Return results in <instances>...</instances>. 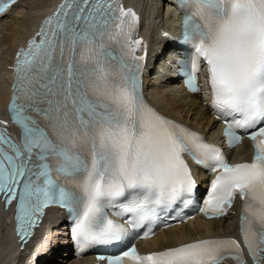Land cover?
I'll return each mask as SVG.
<instances>
[{
	"label": "snow or ice",
	"instance_id": "1",
	"mask_svg": "<svg viewBox=\"0 0 264 264\" xmlns=\"http://www.w3.org/2000/svg\"><path fill=\"white\" fill-rule=\"evenodd\" d=\"M16 2L0 0V16ZM176 7L179 42L193 50L185 87L200 92L203 61V99L224 123L229 148L242 135L251 142V161L228 163L219 147L146 102V53L137 55L143 41L133 39L139 18L121 0H62L39 40L17 53L8 111L19 141L0 120V198L15 202L22 244L56 205L78 254L117 249L98 254L100 264H247L245 251L251 264H264V0ZM188 160L212 176L202 197ZM237 197L240 242L200 239L147 255L131 243L172 226L162 221L192 219L186 207L224 217Z\"/></svg>",
	"mask_w": 264,
	"mask_h": 264
},
{
	"label": "bare ground",
	"instance_id": "2",
	"mask_svg": "<svg viewBox=\"0 0 264 264\" xmlns=\"http://www.w3.org/2000/svg\"><path fill=\"white\" fill-rule=\"evenodd\" d=\"M54 0H21L14 11L0 23V104L5 102L6 93L3 87V72L8 63L9 54L14 51L21 40L31 31L34 20L44 12L49 4ZM138 4L142 17V25L149 33L150 42L154 46V54L157 61L169 60L170 44L166 42L165 32H170L171 27L164 6L169 0H131ZM151 68V66H150ZM156 69L155 80L147 82V86L153 91V99L162 110L183 122H186L195 129L202 131L214 130L216 122L212 120L208 111L204 107V101L196 96H188L182 91L175 90L176 85L172 81L164 80V71L167 70L162 65L154 67ZM159 76L162 80H159ZM169 77V76H167ZM155 83L156 85H154ZM246 146H243L245 149ZM6 215L0 210V264H85L84 260L76 262L69 253L68 243L56 234V229L47 237V246L37 249L35 259H32V245L25 247L23 251H18L7 232ZM232 231V217L229 215L223 220L204 222L194 220L159 233L152 240L144 243L147 249L165 245L171 246L181 242L203 238L206 236H216ZM30 249V253L28 250ZM44 249V250H43Z\"/></svg>",
	"mask_w": 264,
	"mask_h": 264
},
{
	"label": "rangeland",
	"instance_id": "3",
	"mask_svg": "<svg viewBox=\"0 0 264 264\" xmlns=\"http://www.w3.org/2000/svg\"><path fill=\"white\" fill-rule=\"evenodd\" d=\"M44 250V249H43Z\"/></svg>",
	"mask_w": 264,
	"mask_h": 264
}]
</instances>
